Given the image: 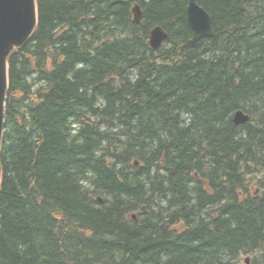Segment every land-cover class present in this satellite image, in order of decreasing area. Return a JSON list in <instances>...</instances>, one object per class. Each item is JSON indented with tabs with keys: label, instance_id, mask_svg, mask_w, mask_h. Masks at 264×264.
<instances>
[{
	"label": "trees",
	"instance_id": "obj_1",
	"mask_svg": "<svg viewBox=\"0 0 264 264\" xmlns=\"http://www.w3.org/2000/svg\"><path fill=\"white\" fill-rule=\"evenodd\" d=\"M37 1L9 59L0 264H264V0H197L195 43L188 0Z\"/></svg>",
	"mask_w": 264,
	"mask_h": 264
},
{
	"label": "water",
	"instance_id": "obj_2",
	"mask_svg": "<svg viewBox=\"0 0 264 264\" xmlns=\"http://www.w3.org/2000/svg\"><path fill=\"white\" fill-rule=\"evenodd\" d=\"M134 21L140 23L143 10L140 4L133 7ZM187 20L193 31L191 42L214 35L211 14L197 1L190 0L187 6ZM38 24L37 0H0V153L5 126V108L9 88L8 58L12 51L24 45L33 35ZM169 33L158 25L150 31V44L159 48L168 39ZM236 123H244L249 116L242 110L235 113ZM3 168L0 163V189Z\"/></svg>",
	"mask_w": 264,
	"mask_h": 264
},
{
	"label": "bare ground",
	"instance_id": "obj_3",
	"mask_svg": "<svg viewBox=\"0 0 264 264\" xmlns=\"http://www.w3.org/2000/svg\"><path fill=\"white\" fill-rule=\"evenodd\" d=\"M189 1L190 0H188V4H189ZM195 1H197V0H195ZM198 3V2H197ZM199 4V3H198ZM200 5V4H199ZM200 6H202V5H200ZM203 7V6H202ZM204 8V7H203ZM205 9V8H204ZM188 21V20H187ZM189 24V23H188ZM190 26V25H189ZM163 27V26H162ZM191 27V26H190ZM164 28V27H163ZM165 29V28H164ZM192 29V28H191ZM166 30V29H165ZM167 31V30H166ZM193 32V31H192ZM192 37H193V34H192ZM192 37H191V39H192ZM190 39V40H191ZM149 42H150V38H149ZM191 42V41H190ZM155 49V48H154ZM155 50H158L157 48L155 49ZM233 122L235 123V124H237L236 122H235V120H234V118H233ZM248 256H251L252 257V255H248Z\"/></svg>",
	"mask_w": 264,
	"mask_h": 264
},
{
	"label": "rangeland",
	"instance_id": "obj_4",
	"mask_svg": "<svg viewBox=\"0 0 264 264\" xmlns=\"http://www.w3.org/2000/svg\"><path fill=\"white\" fill-rule=\"evenodd\" d=\"M241 262L239 263V264H244V262H243V258L240 260Z\"/></svg>",
	"mask_w": 264,
	"mask_h": 264
}]
</instances>
